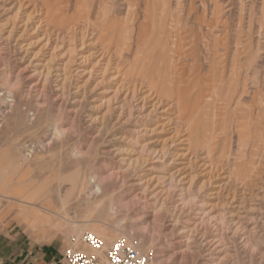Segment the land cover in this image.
<instances>
[{
	"label": "rangeland",
	"instance_id": "374dc122",
	"mask_svg": "<svg viewBox=\"0 0 264 264\" xmlns=\"http://www.w3.org/2000/svg\"><path fill=\"white\" fill-rule=\"evenodd\" d=\"M5 230L264 264V0H0Z\"/></svg>",
	"mask_w": 264,
	"mask_h": 264
},
{
	"label": "built area",
	"instance_id": "2783aa9c",
	"mask_svg": "<svg viewBox=\"0 0 264 264\" xmlns=\"http://www.w3.org/2000/svg\"><path fill=\"white\" fill-rule=\"evenodd\" d=\"M70 246L65 252V264H150L149 256L141 253L137 246L126 239H119L106 247L105 242L92 232L86 231L77 239L70 237ZM85 246L97 254L82 250Z\"/></svg>",
	"mask_w": 264,
	"mask_h": 264
},
{
	"label": "crops",
	"instance_id": "0c3cea01",
	"mask_svg": "<svg viewBox=\"0 0 264 264\" xmlns=\"http://www.w3.org/2000/svg\"><path fill=\"white\" fill-rule=\"evenodd\" d=\"M23 236L0 231V264H65L63 257L71 244L70 237L38 241L27 235L28 241L15 243Z\"/></svg>",
	"mask_w": 264,
	"mask_h": 264
},
{
	"label": "bare ground",
	"instance_id": "6f19581e",
	"mask_svg": "<svg viewBox=\"0 0 264 264\" xmlns=\"http://www.w3.org/2000/svg\"><path fill=\"white\" fill-rule=\"evenodd\" d=\"M85 35V34H84ZM103 55V54H102ZM60 56V55H59ZM102 57V56H101ZM51 58V57H50ZM84 59V58H83ZM105 59V58H104ZM84 60H86V58L84 59ZM83 61V60H82ZM100 61H102V60H100ZM108 61V60H107ZM86 63V62H85ZM95 65V64H94ZM101 66V65H100ZM103 68V67H102ZM110 68V67H109ZM103 69H105V68H103ZM116 69V68H115ZM79 70V69H78ZM110 71V70H109ZM85 72V71H84ZM103 72V71H102ZM104 73V72H103ZM107 74H109V73H107ZM88 75H90V73L88 74ZM91 76V75H90ZM113 78V77H112ZM102 82V81H101ZM165 86V85H164ZM136 87V86H135ZM136 89H138V88H136ZM130 90V89H129ZM131 90H132V88H131ZM139 90V89H138ZM142 90V89H141ZM140 91V90H139ZM134 92V91H133ZM151 92V91H150ZM145 101V100H144ZM9 100H6V104L9 106ZM94 183V182H93ZM96 183V182H95ZM101 187H100V185L98 184H95V185H93L92 186V189H91V192H92V194L94 195V196H98V194L101 192Z\"/></svg>",
	"mask_w": 264,
	"mask_h": 264
}]
</instances>
